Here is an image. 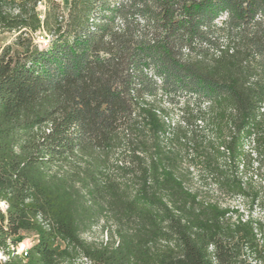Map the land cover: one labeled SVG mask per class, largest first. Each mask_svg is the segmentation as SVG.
<instances>
[{
    "label": "trees",
    "instance_id": "obj_1",
    "mask_svg": "<svg viewBox=\"0 0 264 264\" xmlns=\"http://www.w3.org/2000/svg\"><path fill=\"white\" fill-rule=\"evenodd\" d=\"M40 1L0 0L17 33L0 52V264H264L247 177L264 173V0H46L44 17ZM182 101L200 109L185 126L166 106ZM185 146L247 211L185 186ZM87 195L117 214L104 245L82 236Z\"/></svg>",
    "mask_w": 264,
    "mask_h": 264
},
{
    "label": "rangeland",
    "instance_id": "obj_2",
    "mask_svg": "<svg viewBox=\"0 0 264 264\" xmlns=\"http://www.w3.org/2000/svg\"><path fill=\"white\" fill-rule=\"evenodd\" d=\"M71 0H57L60 3L61 9L65 15L68 14L70 8ZM46 0L43 1V4H38V12L40 16L44 17L46 11ZM224 16L220 17L221 19ZM45 32L44 30H38L34 33V41L37 42V39L41 33ZM17 33L13 31H5L0 33V52L4 46L7 44H11L14 42ZM51 36V35H50ZM52 38V36H51ZM16 48V45H13ZM44 47V45H42ZM167 108L170 113V118L175 123H181L185 126L184 118L193 119L192 115L200 112L197 104L191 101L189 104L185 101L180 102L179 104H168ZM203 110L206 111V105H204ZM192 117V118H191ZM195 130H197L196 134L199 136H210V129L208 128L205 122L201 120H197L193 124ZM189 144V143H188ZM203 148L195 150L196 154L192 152V149L183 148V158L181 162L178 164L176 169L177 174L183 180L185 186L191 189L194 192H197L199 200L206 201H216L221 205H231L239 207L241 210L247 211L248 208V199L242 198L240 196H234L228 193L227 191L219 188L213 181L212 176L210 174V164L202 162L205 160L202 153H204ZM206 151V150H205ZM78 159L70 162H64L61 165L54 168L59 174L71 175L76 169H79ZM86 163V162H85ZM251 172L247 173V177L251 180V188L260 191V197L257 201L253 214L254 216L261 217L264 219V173L262 175H252L257 171V164L255 163L253 167L250 169ZM115 174H119L115 172ZM79 186V184H77ZM252 189V190H253ZM88 201V218L85 223L82 225V236L90 243L94 245H104L106 242L110 241L113 238H116V229H117V214L114 210L104 201V200H95L92 199L90 195H87ZM131 225H135V222L130 223ZM130 225V226H131ZM135 227V226H134ZM25 239L22 241V244L31 245L35 238L34 233L26 232ZM21 247V244L20 246ZM4 254L0 252V260H4Z\"/></svg>",
    "mask_w": 264,
    "mask_h": 264
},
{
    "label": "built area",
    "instance_id": "obj_3",
    "mask_svg": "<svg viewBox=\"0 0 264 264\" xmlns=\"http://www.w3.org/2000/svg\"><path fill=\"white\" fill-rule=\"evenodd\" d=\"M44 1V0H43ZM43 1H40L39 4H43ZM43 17V16H41ZM51 40V36L49 34H47L46 32H43L39 35L37 42L42 46H47L50 43ZM8 205L5 201H0V209L3 212H6ZM23 243V242H22ZM21 243V247L18 246L16 253L21 254L22 256L26 257L28 255V251H29V245H25ZM2 252V251H0ZM3 253V252H2ZM4 260L6 259V256H4L3 258Z\"/></svg>",
    "mask_w": 264,
    "mask_h": 264
}]
</instances>
